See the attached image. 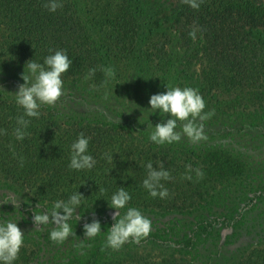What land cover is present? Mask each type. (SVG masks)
<instances>
[{
	"label": "trees",
	"instance_id": "1",
	"mask_svg": "<svg viewBox=\"0 0 264 264\" xmlns=\"http://www.w3.org/2000/svg\"><path fill=\"white\" fill-rule=\"evenodd\" d=\"M114 1L120 7L112 6L110 14L103 9L105 4L98 8L107 11L109 26L107 35L98 39L84 21L81 0H60L63 7L54 12L44 7L48 0H0V60L27 67L31 59L43 65L47 56L64 50L73 63L62 74L63 81L87 80L107 86L113 78H106L101 69L116 60L117 64L131 61L142 42L136 0ZM162 1L168 4L159 14L162 24L177 34V47L184 54L188 51L190 63L194 61L200 68L190 79L183 73L184 62L170 63L165 69L159 62L154 67L157 72L164 75L175 65L176 84L198 89L207 107L230 111L252 106L257 100L264 102V0H202L199 9L182 0ZM192 31L195 39L190 36ZM153 46V50L165 52L163 47ZM90 69L95 73L85 79ZM154 73L148 68L146 75L153 83L162 82L163 75ZM39 111L38 118L26 116L15 98L0 90V130H4L0 132V184L24 194L33 214L50 213L56 201L66 202L80 192L84 196L76 214L81 219L76 220L74 214L68 221L75 232L74 253L57 263H53L52 253L44 258L50 243L42 240L40 230L54 227L50 223L24 234V244L12 264H193L186 255L195 250L200 238H207L216 228L234 227L241 219L236 214L239 205L233 200L222 198L214 205L216 198L227 194L232 180L243 175L244 167L231 153L216 150L205 156L178 143L158 145L137 126L60 116L44 106ZM20 116L30 121L23 140L15 136ZM81 133L90 137L88 154L96 160L92 169L69 166L71 145ZM105 153L112 156L111 161ZM149 162L155 168L163 162L170 172L171 179L161 181L169 191L168 198H153L143 187ZM187 165L192 166L190 173ZM195 169L203 171V178L196 176ZM186 175L192 178L186 179ZM121 187L131 196L121 215L134 207L153 218L147 238L139 243L129 241L122 248L169 247L170 254L106 260L114 251L105 246L115 222L116 209L109 204ZM259 194L264 195V186ZM172 214L195 216L173 236L168 227ZM32 217L30 221L23 217L27 221L22 223L24 227L34 225ZM163 217L165 222L159 220ZM82 219L89 223L98 219L101 233L92 239L82 237ZM79 238L84 240L82 250L76 242ZM232 264H264V243L246 249Z\"/></svg>",
	"mask_w": 264,
	"mask_h": 264
},
{
	"label": "rangeland",
	"instance_id": "2",
	"mask_svg": "<svg viewBox=\"0 0 264 264\" xmlns=\"http://www.w3.org/2000/svg\"><path fill=\"white\" fill-rule=\"evenodd\" d=\"M81 1L84 21L93 36L99 39L107 35L109 26L105 18L108 13L110 14L112 6L113 8L115 6L117 10L120 5H116L114 0ZM103 4H105L104 8ZM167 5L162 0L135 1V11L142 27L140 38L142 42L131 61H118L117 64L116 60L109 64V67L114 68L115 76L107 86L98 87L96 83L87 80L63 81L65 94L60 100L54 106H42L53 110L60 116L137 126L150 135L155 124L166 122L171 118L170 114L160 113L159 110L153 112L149 104L151 95L166 92L167 85L185 87L176 84L175 65L164 75L157 72L154 67L159 62L163 65V69L167 68L170 63L179 65L184 62L183 73L188 76V79L193 76V73L197 74L196 70L199 67L194 61L190 63L188 51L184 54L177 47V34L162 24L159 14ZM100 7L108 13L98 9ZM144 43H146L145 46ZM153 45L163 47L165 52L161 54L156 49L153 50ZM141 49L142 52L139 53ZM148 68H151V72H155L154 75H163L162 82L153 83L149 75H146ZM24 70L27 72L26 66L0 60V90L15 98L14 93L18 90V85L24 83L21 76ZM212 110H214V115L203 121L206 140L193 144L187 137H182L179 142L174 143L181 144L188 149H195L205 156H210L214 151L219 150L225 154L231 153L238 158V162L244 167L242 178L232 180L227 188V194L216 198L214 205L218 206L222 198L225 202L233 200V203L239 205L236 214L241 219L234 227L216 228L207 238H200L195 250L187 254L186 258L193 264H232L246 249L264 243V195L259 194V190L264 186V102L257 100L252 106H242L240 109L230 111L220 106H206L204 109L205 112ZM18 192V190L14 191L0 184V222L17 221L18 227L24 231V234H32L38 227L30 223L24 227L22 223L30 221V215L33 216V207L26 201L24 194ZM8 201L14 202L16 206ZM144 215L153 221L152 216ZM194 216L170 215L168 217V221L171 222L168 225L170 233L175 236L184 225L192 222ZM23 217L27 221H24ZM165 218H159V220L165 222ZM82 220L84 224L85 220ZM54 227H41L40 232L42 240L50 243L49 253L47 252L44 258L52 253V261L57 263L58 260H63L75 252L73 251L74 235L63 244L54 243L49 238L50 231ZM76 242L80 244L79 250H82L85 246L84 240L79 238ZM170 252L169 247L134 246V249L114 250L106 257V260H132L147 254L167 256Z\"/></svg>",
	"mask_w": 264,
	"mask_h": 264
},
{
	"label": "clouds",
	"instance_id": "3",
	"mask_svg": "<svg viewBox=\"0 0 264 264\" xmlns=\"http://www.w3.org/2000/svg\"><path fill=\"white\" fill-rule=\"evenodd\" d=\"M183 3L190 5L193 9H199L202 0H182ZM49 11H56L62 8L60 0H48L44 5ZM190 36L195 39V31L190 32ZM51 51V50H50ZM27 72L21 73L23 84L18 85L15 94L16 103L24 109L28 117H39L42 105L54 106L65 94L63 87L62 74L67 72L73 61L69 59L64 50H57L54 54L47 56L44 63L39 64L31 59L27 62ZM106 78L111 79L115 76L112 67L101 69ZM95 73V69H90L88 79ZM150 108L153 112L159 110L160 113L170 114L166 122L155 124L154 130L150 134V140L158 145L165 143L172 144L179 142L182 137H187L193 144L206 140L203 121L210 119L214 115V110L205 112L206 103L198 89L192 87L181 88L179 86L169 87L163 93L153 94L149 100ZM30 121L24 116L17 118L18 127L15 129V136L18 140H23L27 133ZM179 129V130H178ZM4 130H0L3 132ZM90 137H85L83 133L71 145L72 155L70 167L75 170L92 169L96 160L88 154ZM105 158L109 161L112 156L105 153ZM23 158L20 160L23 166ZM145 167L148 170L147 177L143 180V187L148 190L153 198L159 196L161 199L169 197V191L161 183L162 180L171 179L170 172L163 166V162L158 168L153 167L149 162ZM188 172L193 171L191 165L186 166ZM196 176L203 178L204 173L201 169H195ZM186 179H191V175H186ZM80 192L70 196L68 201H56L51 212L37 214L34 212L32 220L34 227L54 224L55 227L50 231L49 238L57 244H63L70 236L75 235L69 220L74 218L80 220L81 216L76 214L81 205ZM131 196L124 187H121L111 197L110 207L116 209L113 213V225L108 230L106 237L107 248L120 250L129 241L139 243L147 238L152 230V221L149 217L142 214L134 207L127 208L125 214L121 215L120 210L126 208ZM11 202V201H8ZM5 202V203H8ZM14 206L15 203L11 202ZM62 210V212H61ZM85 238L92 239L101 233V223L98 219H93L90 223L83 225ZM24 244V231L18 227L17 221L5 220L0 222V261L4 264H12L18 258L21 247Z\"/></svg>",
	"mask_w": 264,
	"mask_h": 264
}]
</instances>
